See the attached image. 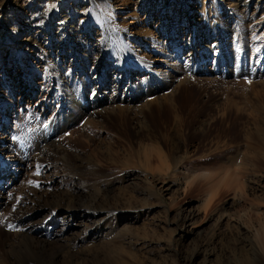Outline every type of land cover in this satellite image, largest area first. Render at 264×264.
Instances as JSON below:
<instances>
[{"label":"rangeland","instance_id":"1","mask_svg":"<svg viewBox=\"0 0 264 264\" xmlns=\"http://www.w3.org/2000/svg\"><path fill=\"white\" fill-rule=\"evenodd\" d=\"M95 1L101 2L100 5L102 4L101 7L104 13L106 9V5L104 4L105 0ZM207 2L212 4L213 8L211 12L215 11L217 16L219 14V16H222L221 13L223 12L225 13V16H230L233 21L226 24L227 27L224 26L226 27L224 30H226V32L231 30L234 33L235 38L232 37V32H230V37L221 42L222 47L224 48H219L216 50V53L215 49L212 50L214 57L217 58L214 64L215 66H220L222 71L219 70L215 72L214 77L209 79L210 86H208L209 88H206V93H204V95L200 94L201 91L198 92L195 89V84L193 83L194 86L191 84V86L188 87L189 89L185 88L187 90L183 87L176 89L174 106L164 102L165 105L162 103L161 106L163 107H160V105L157 106L154 102H152L149 106H154L149 107L147 110L146 101L130 102V107L125 106L126 104L121 105L123 108H129V111L127 110L125 113L127 114V122L125 121V123L122 124L116 123L113 118L112 121H110L111 117H106L103 119V122H105L103 126L105 125V128H100L99 126L94 125L93 122H97L98 116H101L102 118L103 112H106V109H103L98 116L81 115L77 106L67 104L68 101L66 93L63 89V87L67 85L69 88L73 89V91L69 89L67 90L68 92L71 91L70 93L73 92L72 95L74 96L72 100L74 101L71 102L76 105L78 104L79 107L80 105L86 103L85 99L91 93L90 85H93V88L95 89L100 86L96 90L98 92V96L102 95V92L104 91L109 92V88L106 83L109 84V82L113 80V78H111L113 67L100 68L99 57L95 54V52L84 53L82 51L83 49L79 47V43L85 38L84 34L79 35L81 39L80 41L76 38L78 35L76 31L74 32L75 37L72 36L71 33L70 35H65L63 38L64 47L67 48V42L71 45V47H68L69 50L67 49L62 51V57L55 63L53 61V54L50 47L52 44L54 45L58 42L57 39L48 36L44 39L42 38L43 40L40 43H30L29 47L26 49H19L18 54L13 55L12 52H8L7 54L5 49L6 45L5 48H2L1 46L5 41L6 44L9 43V45H13L15 41L12 39L13 37H11V32L6 30V40L0 39V97L4 98L2 99L3 106L8 114V119L6 122V119H4L0 114V134L5 132V136L11 140L10 149L15 153V159H11L13 158L11 155L6 156L4 153H0V158L2 159L6 169L8 168L10 175L8 184H5L0 180L1 231L4 229H7V231L10 232L15 231L18 227H20V224L17 221L26 222L29 217L28 214L22 216L24 213L23 211H25L24 208L26 206L33 207L30 212L35 214V216L37 215V219L41 218V216L42 218L44 216L47 217L42 225H40L44 227V230L51 227L52 231L54 228H56L55 231H58L59 228H61L63 233L61 236L62 238L55 239L54 241L53 239L48 238L50 243H47V246L52 250L60 249V254L65 256L66 259L70 261L66 264H72V258H74V256H71V253H81L85 248L80 238L83 239L86 236L87 233H83V235H85L84 237L81 233L83 229H88V224H86L87 228L82 225H74L76 222H74V219L71 218L78 216L80 213H84L82 210L85 208L69 212V210H66V205L71 203L78 205L83 202L81 206H87L90 202H87L86 200L88 197L87 195L88 193L89 195L93 194V190L96 189L95 186L97 188L107 186L108 188L110 187L115 189L114 192L116 193V189H120L117 185L123 183L124 185L126 184V180H124L126 173L142 177L145 175L146 177H153L154 175L152 173L148 175L150 168H146L143 164L142 158L146 156L148 157V154L143 156L145 153L143 151H141L143 154H140L139 150H142V146L150 145L149 148H153V152L152 148H150L151 151L148 150V147L146 150L143 149L146 152H151H148L150 156H152L148 157L150 162L152 160L151 165L160 163L157 162L160 159L159 155H161V157L162 155L167 157L165 158L166 162L163 161L165 160L163 157L161 158V166L159 164L157 165L161 167H159L160 170H166L165 184H168L171 180H173L174 184L180 183L182 186L184 183V176L187 175L189 171L191 172L198 168H204L207 170L220 168V172L222 169H225L226 171L230 170L232 169L231 167H235L236 169L239 167L240 169L241 166L239 165L240 162L238 159L242 158L246 145V142L243 140V129H245V123L250 120V114H253L255 119L257 118V123L259 122L258 124L260 126H264V44H262V41L264 40V25L262 28L260 27L258 29V36L251 35L250 32L245 30V28L243 29V25L247 19L258 17V15L253 12V2H251L248 6V11L245 12L247 13L246 16L243 15L242 9L236 6L235 0H206V4ZM112 3L113 1H111V4ZM46 5L48 8L51 7L52 9L60 11L63 6H72V1L68 0L67 3H64L63 0H0V22L9 18L12 21L11 24L17 23V21H21L24 17V12H29L31 10L44 11L43 9ZM131 6L132 2H130L128 7L131 8ZM137 14L139 15L138 18L140 21L143 22L145 20L144 13H142L141 10H138ZM24 18L26 20V17ZM27 18L30 20L29 16ZM81 19H88V21L92 24L101 23V21H103L102 15L99 16L97 12L95 13L94 10L90 8H88L86 13L81 15ZM116 19L119 20V17H116ZM63 24H65V22ZM247 24L248 23H246V25ZM8 27L11 26L3 22L1 28L5 30ZM34 28H30V30L23 29V32L20 35L23 36L26 32L29 33L34 30H36L34 32L39 33L40 35L43 34L42 28ZM65 28L66 32L69 33V27L65 25ZM50 31L53 32V27L50 28ZM132 35L133 39L125 38L124 40L126 42H124L128 44V41L131 42L138 40L137 43L139 47L143 48L145 51L140 54H135L134 52V54L141 60V62L143 60L146 61L148 56L151 54L152 55L149 57H152L153 60L159 59L162 60L163 63L167 62L168 58L163 60L159 52H150V47L145 45V36L142 37L134 32ZM107 36H109L108 33ZM111 39L113 40V45H111V47H113L116 44L112 35ZM106 44L110 47L108 41H106ZM251 44H253V46H251ZM84 45H88L86 48L90 50L99 46V44H95V42H91V40H86ZM180 45L185 47L189 46V44L184 41H182ZM72 48H74V50ZM242 50H244V53L241 52ZM111 52L115 56H119V54L113 52V50ZM3 55L9 56L6 63L3 61ZM242 55L250 58V64L248 67L256 64L255 71H248L247 66L246 68H242L239 66V63L237 64ZM14 59H16V66L19 67V70L16 72L21 75V71L23 70L28 73L29 76L34 77V80L29 83L27 81V77H23L21 79L24 85H29V93H34L36 87L38 89L41 88L40 90L42 92L47 91L48 87L45 88L46 86H44V84H47L50 78H57L56 81H58V78L59 81L63 80L64 82L60 83V86H56V84L51 81L52 86H55L53 87L54 89L60 87V90H56L59 95V102L58 100L53 101L50 97L46 100L43 98L36 102L38 96H30L27 93L24 94L22 90L17 91V87L14 88L13 92V84L11 83L15 77V75H13L15 72L13 73L11 70V63ZM212 64L211 60L209 67ZM1 65L3 66V69L1 68ZM4 66H6L5 69ZM121 71L119 70V72L116 73H122L124 82L127 80V83L125 85V89L120 92L122 93L124 91L123 93L131 97L133 95L131 91L136 92L132 84V82H134V78L136 77L134 75L136 71L134 69H123ZM70 74L73 76H68ZM97 76L101 79V82L98 80ZM71 78L73 80H71ZM74 79L75 81L77 80V82L72 84L74 87H70V82L74 81ZM35 81L38 84H36ZM33 86L34 88H32ZM242 90L247 92L246 95ZM141 94H143V92L138 95ZM247 100L249 101L247 102ZM139 102L141 104H138ZM233 102L237 103L238 109L239 107L243 109L245 108V111L243 110V112L242 109L238 110L236 109L237 107L234 108ZM242 102H244V104ZM48 103L49 106L46 108ZM139 108L141 111L144 110L145 112L139 114ZM156 108L159 109L156 110ZM173 108L176 111L173 110ZM248 108L249 113L247 112ZM252 108H254V110ZM255 109H257V113L254 112ZM177 111L179 113H177ZM222 113L224 114L223 118ZM175 115H179V117H182L184 121L187 119V121L190 120L196 124L198 121L205 120L210 117V124H208V127L205 130L206 133L203 132L201 135L196 134L197 137L195 135L190 136V130L187 129L188 123L185 124L186 126H180L179 130L181 132L176 131V124L174 125L173 123V119L176 118ZM235 115L237 118L236 122L233 124L232 121L234 120ZM258 116L261 118L260 120H258ZM65 119L67 123L65 128L67 129L65 134H63L65 136H61V141L67 143L68 145H72L71 147L74 149L73 152L81 153L83 157L81 163H87V165L89 164L88 166H82V164L73 162L67 154L71 153V150H67V147L65 148L50 140L51 133L48 129V124H53V121H55L53 126L55 128L60 126L59 124H62L60 123V120ZM237 120L239 122H237ZM6 123L7 126H5ZM120 124L124 125L121 126ZM109 139H113L112 141L114 142L112 143ZM109 142L111 144H109ZM101 143L105 145L103 146ZM155 143L157 144L159 151H164H162V154L158 153V155L154 153V148H156V146L154 147L153 144L156 145ZM175 144L179 145L178 148ZM53 152L58 153L54 154ZM259 154L261 155V152ZM259 154L258 157L260 156ZM95 155L97 156L94 157ZM262 155L264 156V153H262ZM263 156L260 157L261 161L258 159L259 161L256 166L258 169L255 167V171L258 173L256 174L257 177H253V179L256 180V183H253V187H257L261 189V191L255 190L252 192L250 190L247 191V189L244 188V192H246L244 196V193L242 192L241 194H234V190L237 192V190H241V188L243 189L244 187L241 178H238L239 183H236L238 182L236 181L235 185H232L234 181L233 183H228L232 187H227L222 184H220L221 186L218 185V193H215V195H217H213L215 197L209 198L210 200L205 197L207 182L198 177L193 180V183H191L192 181L186 183L190 184L187 185L188 187L184 186L188 190L185 188L183 193L179 192V196H177L178 198L176 197L173 200L174 202L172 201L173 203L168 199V194L165 190H163V188L158 189L160 186L158 183H155V181H153L155 187L153 186L152 189L148 188L149 185L147 186V184L142 181V183L138 182L136 187L133 186V189L130 188L128 191H130L134 198H130L128 203L125 202V200L123 201V198H120L119 200L116 199L121 195L120 193L114 197L112 191L108 192L106 198L112 194L113 197L108 201H113L114 203L116 202L119 210L110 211L109 213L98 211V220H101L100 222H97L98 226L102 223L104 224V222L110 218L121 216L128 218L130 222L129 225L131 227L125 236L123 235L124 238L122 241L125 243L123 244V248L118 247V249H116L118 253L125 254L127 259H124L125 261H118V263L117 261L113 262L116 264H264V245L258 242L256 238L259 223L264 221ZM154 157L156 160H153ZM233 160L234 162H232ZM167 165L169 166L168 168L166 167ZM89 166L91 168L95 167L94 169L97 168L100 172L97 173V175L89 174L92 173L88 170ZM11 172L14 173V175H12ZM90 175L94 177H91ZM175 176L176 179H174ZM237 184H240L239 186L243 187H238L236 186ZM231 188L235 189L231 190ZM132 190H134V192ZM80 194H83L82 199ZM89 199L90 198H88V200ZM206 199L208 202V205L205 208L207 216L211 214L216 217V215L220 212L224 215V218L219 222L220 225L217 224V228L216 225L212 228L211 223L209 224L207 222V218L206 220H203V217H205L203 215L204 212H199V215L197 216L198 218L192 217L193 219L191 218L187 223L182 224V210L188 205L201 209V202ZM232 199H234L233 203L235 205H228L231 203ZM123 202L124 204L127 203L125 207ZM91 203H89L88 206L96 205L92 201ZM137 205L139 208H137ZM135 207L137 209L134 210ZM136 213L139 214V218L137 220H133V214ZM229 215H231V218L228 217ZM232 216L239 219L238 226L240 227L233 224L232 219H235ZM226 217L231 220L226 221ZM60 218H64L69 221V225L64 223L59 225L58 221ZM243 218L247 221H243ZM42 230L43 228L39 229V231ZM79 230L80 232H78ZM77 233L80 235L79 239L75 238V234ZM43 236L44 238L46 237L45 234ZM43 236L41 235V237ZM56 244H60V246H57ZM15 251L17 252V256L9 253L10 258L0 255V264H18L17 260L23 259L20 257L21 254H24V256L28 254L27 257L31 256L30 252L28 251L27 253L25 248H21V250L17 249ZM261 253L262 255H260ZM26 262L27 264H40L34 259H29V261Z\"/></svg>","mask_w":264,"mask_h":264},{"label":"bare ground","instance_id":"2","mask_svg":"<svg viewBox=\"0 0 264 264\" xmlns=\"http://www.w3.org/2000/svg\"><path fill=\"white\" fill-rule=\"evenodd\" d=\"M71 1H72V6H70V7L69 6L68 7L63 6L60 11L52 9L51 7L48 8L46 5L45 8L43 9L44 11H42V10L41 11L40 10H36V11L31 10L29 12H24V17H26V20L23 17L21 19V21H17V23H14V24H11L12 21L9 18L4 19V21L0 22V39L6 40V38H7L6 34H7V31L9 30L11 32V37H13L12 39H14L15 42L13 43V45H9V43L6 44V41H5L1 47L5 48V45H6L5 49H6L7 54H8V52L9 53L12 52L14 55V54H18L19 49H26L27 47H29L30 43H35V44L40 43L44 38L51 36L52 38L58 40V42L56 44H54V45L52 44L50 47V50L52 51V54H53V61L56 63V62H58L59 58L62 57L61 56L62 51H65L68 49V47H71V45L68 42H67V45H68L67 48L64 47L65 46L63 44L64 36L70 35V33H71L72 36L75 37L74 32L76 31V33L78 34L76 38L78 41H80L81 39H80L79 35L84 34L85 38L83 39L82 42L79 43V47L81 49H83L82 51L84 53H90V52L94 53L95 52V54L99 57L100 68L113 67L112 68L113 72L111 75V78H113V80L110 79L111 82H109V84L106 83V85L109 88V89L107 88L109 90V92L104 91V92H102V95L98 96V92L96 90L100 86H98L95 89V88H93V85L87 84V85H90L91 93L85 99V101H86V103H84L85 105L83 104L84 106L80 105V107H79L78 104L76 105V104L72 103L74 101V100H72L74 95H72L73 92L72 93H70V92L73 91V89L69 88L68 85L63 87V89L66 93V98L68 101L67 104L68 105L72 104V106H77L78 111L80 112L81 115H87V116L97 115L98 116V114L103 109L104 110L106 109V112L105 111L103 112V116H105V117L102 116V118H101V116H98L97 122H93L94 125L99 126L100 128L105 126V125L103 126V124H105V122H103V119L106 117H108V118L111 117L110 121H112V118H113L116 121V123H121V124L125 123L126 117H127L126 116L127 114H125V113L129 108H123V107H121V105L126 104L125 106L130 107L131 105H129V103L130 102L132 103L133 101H140V102L146 101L147 108L144 104L143 105L145 106V108L147 110L149 107L154 106V105L149 106L152 102H154V104L157 106L160 105V107H163L161 105H162V103L164 104V102H167L168 104H171L174 106V100H175L174 97H175L176 89L179 87H183L184 89L188 88L191 86V84L193 85V83L195 84V89L198 92L201 91L200 94L204 95V93H206L205 91L207 90L206 88L208 86H210L209 79H212V77H214L215 72L222 69L220 66H215L214 63L216 62L217 58L214 57L212 50L215 49V53H216V50H218L219 48L221 49V47H222L221 42L225 41L228 37H230L229 33L232 31L229 30L226 32V30H224V28L227 27L226 24L231 23L233 20L230 18L229 15L225 16L224 12L221 13L222 16H219L220 14L217 16L215 11L211 12L213 6L210 2H207V4H206V0H105L104 4L106 5V9H105L104 13H103L102 7H101L102 4L100 5L101 2H98L95 0H71ZM111 1H113L112 4H111ZM129 1L132 2L131 8L128 7V5L130 4ZM235 1H236L235 2L236 6H238L239 8L242 9L244 16H246V14H247L245 12L248 11L249 4L251 2H253L254 5L252 4L253 5L252 9L254 10L253 12L258 15V17L257 18H249L245 21L244 25L243 24L242 25H243V29L245 28V30H247V32H250L251 35H257L258 29L260 27L262 28L264 25V0H235ZM63 2L67 3L68 0H63ZM230 2H232V1H230ZM196 5H197V7H196ZM232 5H233V3H232ZM88 8L94 10L95 13L97 12V14L99 16L102 15L103 21H101V23L92 24L90 21H88V19H81V15L86 13L88 11ZM138 10H141L142 13H144V19L145 20L143 22H141L140 19L138 18V16H139L137 14ZM92 13H91V15H92ZM248 15H249V13H248ZM28 16H29L30 20L27 18ZM244 16H243V18H244ZM109 17H110V19H109ZM116 17H119V20H117ZM3 22H5L7 25H9L11 27H8L5 30L2 29L1 26H2ZM64 22H65V24H63ZM191 23H192V25H191ZM246 23H248V24L246 25ZM65 25H67L69 27V30H70L69 33L66 32ZM224 26H226V27H224ZM34 27L36 29L42 28L43 34L40 35L39 33L34 32V31H36V30H34L32 32H29V33L26 32L23 36L20 35L23 32V29L30 30V28H34ZM52 27H53V32L50 31V28H52ZM132 31L135 34L140 35L142 37L145 36V45H148L150 47V52L151 51H153V53L159 52V54L162 56L163 60L164 59L166 60V58H168L167 62L163 63V61L159 60V59L153 60L152 57L151 58L149 57L152 54L148 56V59L145 58V59H147L146 61L143 60L141 62V60L138 59L135 54H140L141 52H143L145 50L143 48L139 47V45L137 43L138 40L131 41V42L128 41V44L125 43L126 41L124 40L125 38L126 39H128V38L133 39V35H132L133 32ZM107 33L110 37L107 36ZM111 35L113 36V38L115 40V44H116L113 47H111V45H113L112 44L113 40L111 39ZM232 35H233L232 37L235 38V35L233 32H232ZM237 37H238V35H237ZM85 39L91 40V42L94 41L95 44H99V46L90 50V49L86 48L88 45L87 46L84 45V42L86 41ZM8 40H10V39H8ZM106 41H108L110 47H108V44H106ZM182 41L187 42L189 44V46L188 47L181 46L180 43H182ZM262 42L261 43L264 44V40ZM253 44H251V46H253ZM258 44H260V43H258ZM222 48H224V47H222ZM72 49L74 50V48H72ZM81 49H79V50H81ZM112 50H113V52L118 53L119 56H115L111 52ZM243 51L244 50H242L241 52H243ZM134 52H135V54H134ZM8 57H9L8 55H3L4 63H6L8 61ZM211 60H212L213 64L209 67ZM238 63H239L240 67L246 68V66L248 67V65L250 64V58H247V56L245 57L244 55H242V57L240 58V61H238L237 64ZM2 67L3 66L1 65V68ZM255 67H256V64L254 66H249L247 68V70L248 71H255L256 70ZM5 68H6V66H4V69ZM123 69H125V70L134 69L136 71L134 73V75L136 77L134 78V82H132V84L134 86L133 88H134V90H136V92L131 91V93L133 94L131 97L129 95H126L125 93H123L124 91L122 93L120 92L123 89H125V85L127 83V80H125V82H124V79L122 76L123 74L122 73L117 74L116 72H119V70L121 71ZM11 70L13 71V73L15 72V74H13V75H15V77L11 83V84H13L12 85L13 86V92H14V88L17 87V91L22 90V92L24 94L27 93L30 96L31 95L38 96L36 99V102L39 101L40 99H43V98L46 100L48 97H50L53 101L58 100V102H59V95H58L56 90L57 89L60 90V87H57V89H54L53 87H55V86H52L51 81L54 82L56 84V86H60L61 85L60 83L64 82L63 80L59 81V78H58V81H56L57 78L56 79L50 78L49 81L47 82V84L46 83L44 84V86H46L45 88L48 87L47 91H45L46 94H45V92H42L40 90L41 88L38 89L37 87L35 88L34 93H29V90H28V89H30L29 85H24V83H23V81H21V79L23 77H25V78L27 77V81L29 83V82H32L34 80V77L29 76L28 73H26L23 70L21 71V75L18 72H16L19 70V67L16 66V59H14V61L11 63ZM56 70H58V69H56ZM226 72H230V71H226ZM68 76H71V74ZM105 77H106V75H105ZM71 80H73V79L71 78ZM98 80L101 82V79L99 77H98ZM38 82H41V81H38ZM76 82H77V80L75 81V79H74V81L70 82L71 83L70 87H74V85L72 86V84H75ZM35 83H36V81H35ZM36 84H38V83H36ZM263 86H261V87H263ZM91 87H92V89H91ZM32 88H34V86ZM67 89H69L71 91L68 92ZM185 90H187V89H185ZM142 92H143V94L138 95ZM243 93L246 95L247 92L243 91ZM7 96H8V94H7ZM2 99H4V98L0 97V114L2 115V117L4 119H6V122H7L8 114L6 112V109L3 106V100ZM240 101H241V98H240ZM248 101L249 100H247V102ZM140 102L138 104H141ZM229 102H231V101H229ZM242 103L244 104V102H242ZM34 105H36V104H34ZM48 106H49V103L47 104L46 108H48ZM233 106H234V108L237 107L236 109H238V105L236 102H233ZM174 108H173V110H175ZM157 109H159V108H156V110ZM239 109L240 110L242 109V111L243 110L245 111V108L243 109V108L239 107ZM252 109L254 110V108H252ZM247 110H248L247 112L249 113V108ZM161 111H162V108H161ZM256 111H257V109H255L254 112L257 113ZM138 112H139V114H142L145 111L144 110L141 111L139 108ZM177 113H179V112L177 111ZM223 113H222V118L224 115ZM250 115H251L250 120L248 122L245 121V122H247L244 125L245 129H243L244 131L242 130L244 132L243 133L244 134L243 140L246 142V145H245V148L243 151L242 158L238 159L240 162L239 165L241 166L240 169L238 166H237L238 169H236L235 167H231V165H230V167L232 169L234 168L233 170L230 169V170L226 171L225 169L224 170L222 169L221 172L219 170L220 168L219 169H211V170L210 169L207 170L204 168H198V169L193 170L191 172L189 171V173L187 172L188 174L185 175L183 178L184 183L182 186L180 185V183H175L176 184L175 185L173 180H171L168 183L169 184L168 185V184H165V182H166V178H165L166 170H163V171L160 170V168H161L160 163H162L161 158H163V157H164L163 159L167 158L163 155H162V157H161V155H159V154H162L163 150L159 151L157 144L156 143H155L156 145L153 144L154 147L156 146V148H154V153H156V154L159 153L158 155L160 156V159H159L160 161H159L158 158L153 153L154 156L158 160L157 162H160V163H158L160 166H157L158 164L151 165L152 160L150 162L148 160V157H152V156H150V154L148 152L151 151L150 148H152V147L149 148L150 145L146 146L143 144L146 147H144V146L141 147L142 150H139L140 154L141 153L143 154V152H145L143 156H146V154H148V157L146 156V157L142 158L143 164H144V166H146V168H148V167L150 168L148 175H150L152 173L154 176L153 177H150V176L146 177V175H145L142 177L139 175H135V174L130 175L129 173H126L125 177H124V180H126L125 181L126 184L124 185V183H123V184L117 185L118 188L121 189V191H120V189H116L117 190L116 193L114 192L115 189H112L110 187L108 188L107 186H105L103 188H97L95 186L96 189L93 190V194L89 195V193H88V195H87L88 197L86 199L87 202L90 201L89 203H91V201H92L94 204H96L95 206H88V204H89L88 203L87 206L83 207V206H81L83 204V202L81 204H78V205H74L72 203L66 205V210H69V212H71L73 210L85 208L82 210V212H84V213H80L78 216L71 217L72 219H74V222H76V224H74V225H77V226L82 225L83 227L87 228L86 224H88V229L90 230L94 225L97 224V222L101 221V220L100 221L98 220V213H97L98 211L99 212L103 211V212L109 213L110 211H118L119 210L118 204L116 202L114 203L113 201H108V200H111L110 198H112L113 195L115 197V195H119V193H120L121 195L118 197L116 196L117 197L116 199L119 200L120 198H123V201L125 200V202L128 203L130 201L129 200L130 198L131 199L134 198L132 196V194L130 193V191H128V190L130 188L133 189V186L136 187L138 182L140 183L141 181L143 183L147 184V186L149 185L148 188H151V189L153 186L155 187V185L153 184V181H155V183H158V185L160 186L158 189L163 188V190H165L167 192L168 199L171 202L177 196H179V192L183 193L185 191V188L188 187L187 185H190V184H186V183L187 182L189 183L191 181H192L191 183H193V180H195L196 177L202 178L205 182H207L206 183L207 184V190H206V194H205L206 196L205 197H207L208 200H210L209 198H213L217 195V194L215 195V193H218L217 192V188L219 187L218 185L222 184V185H226L227 187L228 186L232 187L229 184L231 182L233 183V181H234V183L232 185H235L236 181H238L236 183H239L240 178L244 184V187L239 186L241 183L237 184L236 186L243 187V189L241 188V190H237L238 193L235 192L236 191V190H234L235 188L234 189L231 188V190H234V194H241V192H242V193H244L243 194V196H244L246 193V192H244V188L247 189V191L250 190L252 192L255 190L261 191V189H259L257 187H253V183H256L255 182L256 180H254L253 177L254 178L257 177L256 174H258V173H257V171H255V167L257 166V163L259 161L258 159H260V157L263 156L262 153H264V126H260L258 124L259 122L257 123V118L255 119L253 117V114H250ZM257 115H260V114H257ZM236 118H237V116L235 115L234 120L232 121L233 124H234V122H236ZM260 119L261 118H259V116H258V120H260ZM60 121L59 122L62 124H59L60 126H57L55 128L53 127L55 124V121H53V124H48L49 125L48 129L51 133L50 140H52L54 143L59 144L65 148L67 147L66 148L67 150H71V153H67V154H68V156H70V159L73 162L78 163V164H82V166L87 165V163H81V161L83 159L81 153L73 152L74 149H72V147H71L72 145H68L67 143H64L61 141L62 140L61 136H65L63 134H65V132H66L67 128H65V127H66L67 123H66V119L60 120ZM209 122H210V117L205 119V120L198 121L197 124L193 121H190V120L187 121V119L184 121L182 117H179V115H177L176 118L173 119L174 125L176 124V129H177L176 131L177 132L178 131L181 132L179 130L181 125L186 126L185 124L188 123L187 129L190 130L189 131L190 136L191 135L196 136V134L201 135L207 129L208 124H210ZM237 122H239V121L237 120ZM51 125H52V127H51ZM123 125H121V126H123ZM5 126H7V123ZM183 128H185V127H183ZM182 132H185V131H182ZM5 135H6L5 132H2L0 134V153H4L6 156L11 155V156H13V158H11V159H15V153L10 149L11 140L8 139L7 136H5ZM176 135H177V133H176ZM107 138H111V137H107ZM110 140L111 139H109V141ZM113 142L114 141H112V143ZM184 142H185V139H184ZM104 143H105V141H104ZM109 144H111V143L109 142ZM175 146L178 148L179 145L175 144ZM138 147H139V145H138ZM147 147L149 148L148 150H150V151L146 152L144 150H146ZM182 148H184V147H182ZM101 150H99V151H101ZM141 151H143V152H141ZM109 152H111V151H109ZM152 152H153V148H152ZM260 152H261L262 156L259 154ZM53 153L55 154L58 152H53ZM140 154H138V155H140ZM258 154L260 155L259 157H258ZM96 156L97 155H95L94 157H96ZM143 156H141V157H143ZM155 157L153 160H156ZM171 157H173V156H171ZM138 159H139V156H138ZM1 161H2V159L0 158V175H1L0 180L3 181V183L8 184V181L10 180L9 171H8V168L6 169V167L4 166L3 161L2 162ZM163 161L166 162V159ZM260 161H261V159H260ZM232 162H234V160ZM235 163H236V161H235ZM166 167L168 168L169 166L167 165ZM258 167H259V165H258ZM94 168H91L89 166L88 170L92 172L89 174H92V175L96 174L97 175V173L100 172L97 170V168L96 169H94ZM11 174L14 175V173H12V172H11ZM92 175H90V176L94 177ZM95 177H97V176H95ZM174 179H176V176ZM184 186H186V187H184ZM136 189H138V188H136ZM236 189H238V188H236ZM134 190H132V191L134 192ZM110 191L113 192L112 193L113 195L110 194V196H108L109 198L108 197L106 198V195H108V192H110ZM152 193H154V192H152ZM257 193H259V192H257ZM80 195H81L80 197L82 199L83 194H80ZM213 195H215V196H213ZM235 196H237V195H235ZM240 197H242V196H240ZM88 198H90V199L88 200ZM113 199H115V198H113ZM207 199L201 202V204H202L201 209L198 207H192L191 205L186 206L182 210L183 214L181 217V223L185 224L192 217H197L199 215V212H202V213L204 212L203 215L205 217H203V220H206V218H207V222L209 224L211 223L212 228L215 225L217 228V226H218L217 224H219V222L224 218V215L222 214V212H220L216 215V217H214V215H211L210 213H209L210 215L207 216L206 212H205V208L208 205ZM233 200L234 199H232L231 203H229L228 205H233L234 204ZM76 201H77V199H76ZM127 203L124 204V202H123L124 207H125V205H127ZM121 204H122V202H121ZM130 206H131V203H130ZM120 207H122V206H120ZM236 207H237V205H236ZM137 208H139V206ZM137 208L135 207L134 210ZM24 209H25V211H23L24 213L22 212L23 213L22 216H25L27 214L29 215L26 222L17 221V222H19L20 227H18L13 232L7 231V229H4L2 231L0 230V255L5 256L6 258H10L9 253L17 256V252L15 250H17V249L21 250V248H25L26 252L28 253V251H29L31 256L27 257L28 254H26V256H24V254H21L20 257H22L23 259H18L17 260L18 264H27L26 261H29V259L37 260L38 263H40V264H66V263H68L69 260L66 259L65 256H62L60 254V249L52 250L51 248H48V246H47L48 245L47 243H50V240L48 238L53 239V241L55 239H58V238L61 239L62 238L61 236L63 235V233H62L61 228H59L58 231H55L56 228H54L52 231L51 227H49V229H47V230L46 229L44 230V227H42L40 225H42V223L47 219V217L44 216L42 218V216H41L42 219L41 218L37 219V215L35 216V214H32L30 212L33 209V207L26 206ZM229 209H227V210H229ZM232 210H234V209H232ZM50 215H51V213H50ZM85 215H87V216H85ZM138 216H139V214H137V213L133 214V220H137L139 218ZM228 217L231 218V215H229ZM71 218H67V219H71ZM230 218L226 217L225 220L229 221V220H231ZM233 218L235 219V220L232 219L233 224L238 226L239 225V221H238L239 219L235 216ZM244 219L245 218H243V221H247ZM130 220H132V219H130ZM58 222H59V225L63 224V223L66 225H69L68 224L69 221L65 220L64 218L63 219L60 218ZM243 223H245V222H243ZM129 224H130V222H129L127 217L118 216L115 218H110L109 220L105 221L104 224L102 223L99 226L97 224L94 228H92L90 230L91 232L88 229H83L81 234L83 235V233L84 234L87 233L86 236L83 235V237L85 236L83 239L80 238V235L78 233L75 234V238L76 239L80 238V240H82L81 242L84 244L85 248L81 253H77V252L71 253V256H74V258H72L73 259L72 264H89V263L90 264H116L113 261H117V263H118V261L127 259V256L125 254L118 253L116 249H118V247L123 248V246H124L123 244H125V243L122 240H123L125 234L129 231V228L131 229ZM238 227H240V226H238ZM249 227H251V226H249ZM38 228L39 229L43 228V230L39 231ZM258 228L259 229L257 230L258 234H256V238H257L258 242H260L262 245H264V221L259 223ZM245 230H246V228H245ZM78 232H80V230ZM43 233L45 234L46 239L44 238ZM41 235L43 237H41ZM69 236H71V235H69ZM129 244H130V242H129ZM56 245L60 246V244H56ZM126 247H129V246H126ZM57 248H59V247H57ZM260 255H262V253Z\"/></svg>","mask_w":264,"mask_h":264},{"label":"snow or ice","instance_id":"3","mask_svg":"<svg viewBox=\"0 0 264 264\" xmlns=\"http://www.w3.org/2000/svg\"><path fill=\"white\" fill-rule=\"evenodd\" d=\"M38 174V173H37Z\"/></svg>","mask_w":264,"mask_h":264}]
</instances>
